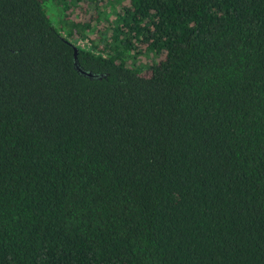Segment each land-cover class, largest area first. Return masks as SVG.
Masks as SVG:
<instances>
[{
    "label": "trees",
    "instance_id": "1",
    "mask_svg": "<svg viewBox=\"0 0 264 264\" xmlns=\"http://www.w3.org/2000/svg\"><path fill=\"white\" fill-rule=\"evenodd\" d=\"M0 264H264V0H0Z\"/></svg>",
    "mask_w": 264,
    "mask_h": 264
},
{
    "label": "rangeland",
    "instance_id": "2",
    "mask_svg": "<svg viewBox=\"0 0 264 264\" xmlns=\"http://www.w3.org/2000/svg\"><path fill=\"white\" fill-rule=\"evenodd\" d=\"M49 6V5H48ZM79 7L77 9V7H73V11H71V16L75 19V20H79V19H83L85 16L89 17L90 14L94 13V9L90 10V6L87 3H81L79 4ZM81 11L82 14H79ZM84 14V15H83ZM52 15V14H51ZM53 21H55L54 17L52 16ZM54 24L56 25V23L54 22ZM142 62V61H141Z\"/></svg>",
    "mask_w": 264,
    "mask_h": 264
},
{
    "label": "water",
    "instance_id": "3",
    "mask_svg": "<svg viewBox=\"0 0 264 264\" xmlns=\"http://www.w3.org/2000/svg\"><path fill=\"white\" fill-rule=\"evenodd\" d=\"M75 60H76L75 67H76V69L79 71V73L81 75H83L85 77H88L90 79H98V78H100L99 75L94 74V73H91V72H88V71L84 70L83 68H81L80 65H79V63H78V61H77V57H76Z\"/></svg>",
    "mask_w": 264,
    "mask_h": 264
}]
</instances>
